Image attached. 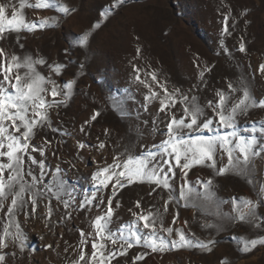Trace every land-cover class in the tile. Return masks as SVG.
<instances>
[{
    "label": "rangeland",
    "instance_id": "1",
    "mask_svg": "<svg viewBox=\"0 0 264 264\" xmlns=\"http://www.w3.org/2000/svg\"><path fill=\"white\" fill-rule=\"evenodd\" d=\"M0 264H264V0H0Z\"/></svg>",
    "mask_w": 264,
    "mask_h": 264
}]
</instances>
